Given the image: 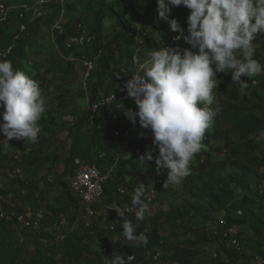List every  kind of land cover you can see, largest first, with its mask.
<instances>
[{
    "label": "rangeland",
    "instance_id": "rangeland-1",
    "mask_svg": "<svg viewBox=\"0 0 264 264\" xmlns=\"http://www.w3.org/2000/svg\"><path fill=\"white\" fill-rule=\"evenodd\" d=\"M114 1L115 10L128 19L129 34L133 41L130 44L133 53L131 56L123 49L122 41L116 39L122 29L116 19L107 15L105 10L101 11V18L98 20L103 29L100 32L101 36L98 39L97 34H93L91 24L94 22V14L101 8L99 0H0V5L4 4L8 8L6 19H1L0 16V49L8 54L2 60H6L12 51L7 60L11 61L13 68L17 70L22 68L20 63L23 60V72L39 83L47 105V110L39 121L41 132L37 142L27 143L26 139L8 141L10 153L4 162H0V187L9 188V196L0 201V212H6L9 208L22 212L28 210L30 206L43 210L44 218L40 228L25 231L44 229L57 243L72 231L84 234L90 251L76 264H108L104 245L111 246L118 240L122 241L126 249H131L130 255L134 256L136 264H180L177 259H184L189 264H220V261L228 264H263V258L253 254V245L257 237L252 227L256 221L242 223L237 218L238 222L233 221L234 223L230 224L224 218V212H219L217 215L219 223L211 224L205 219L188 214L186 200L191 195L182 189V179L179 183H170L167 187L177 188L179 191L177 196L173 193H168L165 198L158 196V186L165 184L168 170L162 169L160 175V172L156 171L154 175L150 168L151 162L149 166L141 163L139 157L144 138L147 139L149 148L155 144L151 129L143 128L139 123V117L129 134H126L130 143L126 144V151L121 158L114 151L99 153L97 151L100 148L94 145L90 156L77 159L98 165L108 177L106 186L110 181L120 183V200L114 202L112 208L133 207L134 190L144 185L147 190L144 201L148 205L144 219L139 221L136 219L135 213L138 208L134 207L133 212L122 218L117 217L114 214L116 210L108 208L110 197L106 194L102 201L89 205L95 212L92 215L86 210V204L73 192L70 182L74 175L73 169L77 167L75 163L77 159L68 165L69 169L66 172V159L72 143L68 135V124L73 125L76 119L83 118L86 120L83 131H86L90 138L93 130L90 114L92 89L101 87L98 93L104 97L114 93V86L119 85L116 79H113L114 86L110 89L112 84L109 79L102 82L98 81L97 76L90 79L98 59V56L91 57L92 46L97 43L106 45L111 39H116L112 42L115 52L124 57L127 63L124 67L128 73L135 74L139 67L133 62L134 57L139 58V62L142 63L152 51L163 47L180 51L191 47L183 39L174 41L180 33L172 31L167 21L158 18L157 0H142L141 5L139 1L138 5L133 3L135 0H120L121 4ZM189 14V9L179 6L173 7L169 16V19H176L180 23L186 31L185 35L188 34L186 21ZM23 24L26 25L24 30L21 28ZM82 35H84L82 43L71 42L74 37ZM259 52L261 59L258 58V61L264 65V43L260 45ZM4 55L5 53H2V56ZM89 62L93 63L92 68L89 67ZM123 71L125 72L124 68ZM118 72L120 70L117 69L116 73ZM229 74L222 72V77H215L218 87L213 89V94L217 97L213 107H217L218 104L220 111L217 116L222 118V123L218 131L212 134V138L210 137L211 143L206 148L221 163L231 167L234 163L249 165L264 175V164L254 161L255 157L264 159V124L250 139L245 140L239 134L231 133L229 122H225L230 118V114L225 112L230 104L247 101L253 103L257 99H263L259 102L264 105V94H259L263 91L260 88L261 82L260 85L255 83L260 80L264 83V72L253 77L255 78L251 80L253 83L248 84L243 94H238V90L241 91L239 86L233 85L228 79L225 80L223 89H220L223 86L221 79ZM107 89L110 91L105 95ZM254 89L257 91L255 95ZM259 115L264 119V110H261ZM106 132L111 134V130L107 129ZM116 132L115 134L119 135V132L118 134ZM3 139L5 137L0 133V140ZM155 148L157 153L154 158L159 156L158 146L155 145ZM121 159L126 161L125 166ZM62 175L64 176L60 180ZM31 184L34 185L33 190L30 188ZM230 188L236 187L230 183ZM263 190L264 186L257 190V196L254 194L260 202H264ZM29 194L30 200L27 198ZM237 194L241 199L245 191L237 190ZM1 196L7 195L0 191V198ZM13 203L16 204L15 208ZM61 207L66 209L57 214L55 209ZM178 208L185 217L177 212ZM242 215L238 213L239 217ZM124 220L133 223L137 236H140L141 228L144 227L150 232L154 224L161 223L160 248L155 252L147 248L141 257L137 249L140 241L130 242L122 235ZM15 228L21 230V227ZM230 228L234 229V232L226 236L225 233ZM174 233L178 238L173 236ZM221 236L227 241L224 242ZM24 243L31 253L35 252L36 247L32 240H26ZM224 245L229 250L237 249L238 256L226 254L222 250ZM220 255L222 258H219Z\"/></svg>",
    "mask_w": 264,
    "mask_h": 264
},
{
    "label": "clouds",
    "instance_id": "clouds-1",
    "mask_svg": "<svg viewBox=\"0 0 264 264\" xmlns=\"http://www.w3.org/2000/svg\"><path fill=\"white\" fill-rule=\"evenodd\" d=\"M157 4L158 18L180 33L175 39H183L191 47L183 51L163 47L152 51L142 63L134 57L139 71L124 83L123 89L134 99L137 110L125 109L123 114L133 125L139 117L140 125L151 129L159 156L154 158L149 152L139 159L146 166L155 159L157 172L168 170L164 184L167 188L190 175V161L214 125L220 111L218 104L211 107L217 101L213 94L218 87L217 73H231L232 83L243 94L248 83L242 77L264 72L259 57L253 58V43L264 34V0H157ZM179 6L191 10L186 21L187 35L176 19H169L172 8ZM0 110V133L5 137L0 141L4 148L12 139L37 142L39 121L47 110L45 97L39 83L14 70L8 60H0ZM144 197L145 187L140 185L132 197L138 221L144 219L148 208ZM113 209L123 217L119 206ZM122 229L128 241L147 244V236L135 235L131 221L124 220ZM132 259V255L127 259L116 255L109 264H130Z\"/></svg>",
    "mask_w": 264,
    "mask_h": 264
},
{
    "label": "trees",
    "instance_id": "trees-1",
    "mask_svg": "<svg viewBox=\"0 0 264 264\" xmlns=\"http://www.w3.org/2000/svg\"><path fill=\"white\" fill-rule=\"evenodd\" d=\"M111 1L112 2L109 3L107 0H99L101 8L99 9V12L94 14V22L91 24L92 32L93 34H97L99 39L101 36L100 32L103 29L101 27V22L98 23V20L101 18V11L105 10L107 15L116 19V22L122 29L120 33L118 32L116 39L122 41V46L124 47L123 49H126L125 52L128 56H131L133 53L132 46H130V44L133 41H131L132 38L129 34L130 27L128 25V19L115 10L113 0ZM114 2H119L121 4L122 1L115 0ZM141 3H143V1L139 0L140 5ZM135 11L137 10L135 9ZM116 39H111L106 45L97 43V45L94 47L92 46L90 49L92 50L91 57L98 56L95 69L93 70L94 72L91 73L92 75L90 79L95 76H97L98 81L101 82L109 79L110 84H112L110 89H113V79H116V82L119 83V85L114 86V91L118 93L126 82L127 76L131 73H128L124 67L126 63L124 57L122 55H118V53L114 50L115 48L113 47L112 42L116 41ZM258 57L261 59L260 52ZM20 64L23 68L24 61L22 60ZM22 68L19 70L23 72ZM123 68L125 69V72L123 71ZM117 69L120 70V72L116 73ZM14 70L17 69L14 68ZM217 77H222V72L217 73ZM252 78L253 77H242V80L250 85L253 83V81H251ZM227 79L232 83L231 73L221 79L223 86H221L220 89H223L226 84L225 80ZM232 84L234 85L235 83ZM258 85H260V88L263 90L259 94H264V83L262 80L259 81ZM100 88L101 87H96L92 89V101L90 102L91 106L101 103L104 99L110 96L107 93V91L110 90L107 89L105 95H108L101 97L102 95L98 93ZM239 93H241V91L238 90V94ZM253 93L255 95L257 94V91L254 89ZM259 94L257 98L259 97ZM259 101H263V99H257L253 103L247 101L240 102L238 104H230L226 108L225 112L230 114V118L225 122H229V131L231 133H237L242 139L248 140L255 132L262 128L264 119L259 115V113L261 110H264V105ZM115 107L116 103L112 102L111 104L109 103L108 106H99L96 111L91 109L92 113L90 112V114L92 115L91 120H93V130L90 138L88 137L87 132L83 131L84 122L86 121L83 118L76 119L73 125L68 124V135L72 140V143L69 155L66 159V172L69 169L68 165L75 161V159H85L90 156L94 145H97L100 148L97 151L99 153H111L114 151L117 156L120 158L122 157L126 151V144L130 143L126 134H129L130 129L134 126L133 123L123 114V111L125 109H132L135 111L137 110V106L135 103H127L121 109L116 110L117 118L114 119L112 114L109 112L110 109H115ZM211 107H213V105ZM102 118L107 120L103 121ZM221 119L222 118L216 116L212 127V129L215 128L214 131L212 132L211 129L205 133L206 137L203 138L205 141L202 140L201 150L195 154L193 160L190 161V175L182 178V189L191 195V197L186 200L188 205L187 213L195 217L205 219L206 222H211V224L219 223V221H217V215L219 212H224V218L230 224L238 222L237 218H239L242 223L251 222V220L256 221L252 227L257 237L253 245V254L254 256H261L264 264V217L261 215H264V202H260L256 197L257 190L264 186V175H262V173H260L256 168L249 165H239L238 163H234V165H232L233 167H231L230 165L221 163L214 157L212 152L206 148V146L211 143L212 134L216 133L220 128L219 125L222 123ZM47 125H49V123ZM107 129L111 130L110 135L106 132ZM115 131H118L119 135H116ZM43 138H45V136ZM147 143V139L144 138L140 154L144 155L145 153L151 152L154 157L155 153H157L155 145L149 148ZM131 145L135 147V144L132 142ZM205 151L208 152L205 153ZM9 153L10 146L4 148L3 143H0V162H4L5 157H8ZM121 161L123 166H125L126 161L122 159ZM254 161L264 164V159L255 157ZM151 163L150 168L155 175V159L151 161ZM63 176L64 175H62L60 180H62ZM230 183H233L236 188H230ZM33 186L34 185L31 184V190H33ZM119 187L120 183L118 181H110L108 186H105V194L110 197V205H113L114 202L120 200ZM237 190L245 191V194L241 199L238 198ZM0 191L3 195H7L6 197L9 196V188L0 187ZM146 192L147 190L145 189V193ZM168 193H173L177 196L179 191H177V188L174 187L171 189L165 188L164 183L158 186L157 194L159 197L165 198ZM27 198L30 200L31 195L29 194ZM65 209L66 207H61L59 209H55V211L59 214ZM177 212L185 217L181 209L178 208ZM238 213L243 215L239 217ZM16 226L20 227L14 220H0V264H59L60 262L76 264L80 263L84 255L90 251V245L86 241L85 235L76 231L68 233L59 243H57L56 239L51 237L44 229L26 232L25 230L27 229L21 228V230H18L15 228ZM88 228L90 227L88 226ZM161 228V223L154 224L153 229L150 232H147L144 227L141 228L140 235H145L148 239L147 244L140 241V245L137 248L140 251L141 257L146 253L147 248L153 252L160 248ZM173 236L178 238L176 233H174ZM29 239L34 242L36 247L34 253H31L24 243ZM222 239L224 242L227 241V239ZM45 240L47 241L45 242ZM222 250L232 257L238 256L237 249L229 250L224 245L222 246ZM104 251L108 255L109 264L111 259L116 255L123 256L127 259V256L130 255L131 249H126L122 244V241L118 240L115 243H112L111 246L105 244ZM219 258H222V255H220ZM177 260L180 264H189L184 259ZM136 262V259L133 258L130 264H136ZM220 264L228 263L220 261Z\"/></svg>",
    "mask_w": 264,
    "mask_h": 264
},
{
    "label": "built area",
    "instance_id": "built-area-1",
    "mask_svg": "<svg viewBox=\"0 0 264 264\" xmlns=\"http://www.w3.org/2000/svg\"><path fill=\"white\" fill-rule=\"evenodd\" d=\"M139 0L133 1V3H136L138 5ZM138 8V7H137ZM8 14V8H6V5L1 4L0 5V16L1 19H6V16ZM23 17V14L21 15ZM21 28L24 30L26 28V25L23 24ZM21 30V31H23ZM186 32V31H185ZM180 35V34H179ZM84 40V35L80 37H74L71 42L72 43H82ZM174 41H178L174 38ZM264 43V34L258 35L257 39L254 41L253 46L255 49L254 52V59H257L258 56V48L260 45ZM12 52V51H11ZM2 53H5L4 56H2ZM11 53H9L10 55ZM8 54L0 49V60L2 58H5ZM9 57V56H8ZM7 57V58H8ZM242 58V57H239ZM90 63V62H89ZM89 67H93V63L91 62L89 64ZM135 75V73H131L127 76V80H130L132 76ZM126 80V81H127ZM255 83H258L255 81ZM114 97V99H113ZM115 102L116 107L115 109H110V114H112V117L114 119L117 118L116 110L121 109L124 107L127 103H135L134 99L129 98L127 95V91L123 89V86L121 87L120 91L117 93L111 94L109 97L104 99L101 103L97 105L91 106V109L93 111H96L99 106L105 105L108 106V104ZM118 134V131L116 132ZM76 168L74 169V175L71 179L70 185L73 190V192L79 197L84 204H86V210H89V213L92 215L95 213L93 210L89 208V205L92 203L100 202L102 201L103 197L105 196V186L107 182V175L98 167L96 164H90L84 161H81L77 159L75 161ZM161 172L159 173V175ZM13 208H15L16 204H12ZM109 210L113 209L111 205H109ZM123 212V217L127 214L133 212V207H122L120 208ZM114 214L117 217H120L117 213V211L114 212ZM44 218L43 210H37V208H30L28 210H24L22 212L17 211L16 209L9 208L8 211L0 212V220L6 219V220H14L16 223L24 229L31 230V229H39L41 220ZM234 232V229L230 228L225 235H231ZM134 258V256H133Z\"/></svg>",
    "mask_w": 264,
    "mask_h": 264
},
{
    "label": "bare ground",
    "instance_id": "bare-ground-1",
    "mask_svg": "<svg viewBox=\"0 0 264 264\" xmlns=\"http://www.w3.org/2000/svg\"><path fill=\"white\" fill-rule=\"evenodd\" d=\"M8 197H5V196H1V198H0V201H2V200H5V199H7ZM241 213V212H240ZM43 220V219H42ZM42 220H41V222H42Z\"/></svg>",
    "mask_w": 264,
    "mask_h": 264
}]
</instances>
